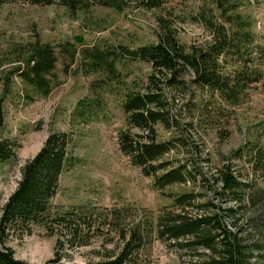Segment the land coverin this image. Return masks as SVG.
I'll return each mask as SVG.
<instances>
[{
  "label": "rangeland",
  "instance_id": "374dc122",
  "mask_svg": "<svg viewBox=\"0 0 264 264\" xmlns=\"http://www.w3.org/2000/svg\"><path fill=\"white\" fill-rule=\"evenodd\" d=\"M236 1L251 32L264 41V0ZM200 9L221 21L215 0H166L152 9L131 3L121 11L94 6L74 14L58 4H0V97H4L0 137L20 145L15 159L0 161V209L16 188L22 165L40 149L49 131H64L70 143L52 199L54 206L126 208L138 216L144 212L156 215L162 208L178 212L174 198L192 192L196 198L188 209L195 212L199 211L197 205H205L209 199L222 203L216 194L220 185L216 178L222 166L229 165L247 183L244 197L248 200H243V210L237 214L240 221L234 226L231 220L228 227L244 230L245 238L250 239L244 220L264 208V75L233 105L194 85L187 70L179 77V85L154 90L160 95V104L154 107L163 110L170 122V128L154 125L155 138L176 139V147L165 158L174 165L188 160L196 173L194 180L157 190L154 178L133 165L117 143L118 132L127 127L124 94L148 90L151 73L148 63L123 56L122 47L134 49L157 42L166 20L181 44L202 46L210 31L196 19ZM35 40L50 43L57 57L47 96L35 93L15 70L23 66V52ZM91 51L101 57L97 70L92 66L95 58L87 54ZM106 62L112 64V73ZM161 80L162 76L158 85ZM132 132L139 130L133 128ZM56 237L35 225L29 234L8 236L5 245L16 258L39 264L53 256ZM117 241L114 237L104 247L113 248ZM100 249V240L93 238L89 245L69 250V257L62 260L84 264L96 260L95 251ZM192 253L154 235L130 264H200L206 260L204 255L194 257Z\"/></svg>",
  "mask_w": 264,
  "mask_h": 264
},
{
  "label": "trees",
  "instance_id": "16d2710c",
  "mask_svg": "<svg viewBox=\"0 0 264 264\" xmlns=\"http://www.w3.org/2000/svg\"><path fill=\"white\" fill-rule=\"evenodd\" d=\"M17 1L33 5L58 4L74 14L94 6L121 11L131 3L147 9L159 8L166 0H0V4ZM215 4L221 21L202 9L195 13L196 19L210 31V38L202 46L181 44L166 20L161 23L163 30L157 34V42L134 49L122 47L123 56L148 63L151 73L147 77L148 90L124 94L122 104L127 127L118 132L117 143L133 165L145 176L154 178L153 187L157 190L194 180L196 173L188 160L174 165L172 159L165 158L176 147V139L157 141L155 138L154 125L161 123L170 128V122L163 110L155 109L154 106L160 104V95L154 90L179 85V77L187 70L194 85L216 93L233 105L239 102L247 87L259 82L264 75V41L251 32L249 20L237 11V1L215 0ZM87 54L95 58L92 66L97 70L102 64L100 55L94 51ZM21 61L23 66L18 65L15 70L22 81L39 96H47L52 88L50 75L57 62L54 47L35 40L28 44ZM105 67L113 72L110 62H106ZM161 76L164 80L158 85ZM3 102L4 97H0V130L4 123ZM133 128L139 132H132ZM69 143L66 132L51 130L40 149L22 165L16 188L0 209V264H32L16 258L5 240L8 236L29 234L35 225L57 236L53 256L39 264H74L62 259L69 257V250L89 245L93 238L100 240L102 249L95 251L96 260L84 264H130L154 235L193 251L194 257L204 255L206 260L200 264H253L251 260L264 264V208L244 220L249 226L250 239L245 238L244 230L228 227L231 220L234 226L240 221L237 214L243 210V200H248L244 197L247 183L234 175L229 165H223L216 178L220 184L216 194L220 195L222 203L209 199L205 205H197L199 211L195 212L188 209L196 198L192 192L174 198V207L180 208L178 212L162 208L156 215L144 212L138 216L126 208L96 210L90 205L54 206L52 199L58 189ZM19 146L12 138L0 137V161L15 159ZM114 237L117 245L104 247V243Z\"/></svg>",
  "mask_w": 264,
  "mask_h": 264
}]
</instances>
